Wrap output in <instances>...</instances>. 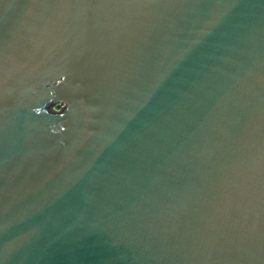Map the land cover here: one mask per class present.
<instances>
[{"label": "water", "instance_id": "water-1", "mask_svg": "<svg viewBox=\"0 0 264 264\" xmlns=\"http://www.w3.org/2000/svg\"><path fill=\"white\" fill-rule=\"evenodd\" d=\"M0 264H264V0H0Z\"/></svg>", "mask_w": 264, "mask_h": 264}, {"label": "rangeland", "instance_id": "rangeland-1", "mask_svg": "<svg viewBox=\"0 0 264 264\" xmlns=\"http://www.w3.org/2000/svg\"><path fill=\"white\" fill-rule=\"evenodd\" d=\"M61 106H62V104H56V105L54 106V108L58 110V109H60Z\"/></svg>", "mask_w": 264, "mask_h": 264}]
</instances>
